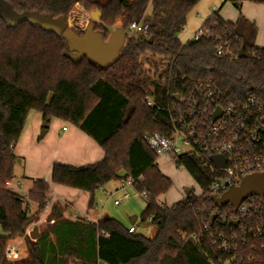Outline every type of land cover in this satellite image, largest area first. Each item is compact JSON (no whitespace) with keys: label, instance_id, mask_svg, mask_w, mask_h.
<instances>
[{"label":"trees","instance_id":"16d2710c","mask_svg":"<svg viewBox=\"0 0 264 264\" xmlns=\"http://www.w3.org/2000/svg\"><path fill=\"white\" fill-rule=\"evenodd\" d=\"M200 1L0 0V225L4 232L0 264H67L70 259L79 264H218L228 260L230 264H264V238L244 235L237 225L230 227L218 217L212 222L213 214L231 215L234 210L214 205L209 186L218 171L202 165L210 163L208 156L187 154L176 159L199 183L201 194H194L193 189L172 206L158 199L169 191L172 180L158 167L146 135L171 131L166 108L175 95L209 82L222 91L221 98L214 96L219 102H243L251 95L264 102V47L256 44V23L242 13L235 21L220 15L228 1L241 11L246 1L264 4V0H224L203 21L201 37L183 42L179 34ZM76 3L101 12L95 29L103 36L121 19L126 41L114 64L102 66L86 56L75 62L67 41L54 29L18 18L36 12L67 20ZM134 21L149 22V34L129 33L127 28ZM221 45L228 47L223 56L216 54ZM241 48L243 56H239ZM50 93L54 97L47 104ZM147 96L154 105H148ZM32 110L41 112L43 127L53 118L63 119L92 136L104 150L103 158L94 163H54L51 181L89 192L92 206L100 187L135 178L134 186L147 200L141 221L156 226L154 237L130 233L129 227L113 217L97 222L66 218L54 204L49 216L53 223L47 230L37 240L26 236L27 256L7 259L9 241L23 236L30 222V200L44 209L50 191L44 178L34 179L30 200L9 188L18 159L15 146ZM221 231L236 235L230 238V251L213 243Z\"/></svg>","mask_w":264,"mask_h":264},{"label":"built area","instance_id":"2783aa9c","mask_svg":"<svg viewBox=\"0 0 264 264\" xmlns=\"http://www.w3.org/2000/svg\"><path fill=\"white\" fill-rule=\"evenodd\" d=\"M150 24L145 21H134L127 28L132 34H149ZM203 31H198L192 39H199ZM228 47L218 46L216 54L223 56ZM211 83H201L199 89L188 93L177 94L178 99L166 110L171 115L172 129L168 133L152 132L146 135L148 146L157 156H170L176 162L181 155L202 154L209 157L210 163L203 162L218 171L217 177L211 182L209 190L212 195L220 196L233 185L240 184L242 178L253 172L264 171V102L255 95L245 101H218L222 91L212 87ZM222 100V99H219ZM148 105H154V100L146 97ZM221 108L222 115L213 120L212 115ZM220 154L226 158L223 168L217 167L211 160V155ZM135 178L123 180L122 189L134 185ZM127 195V194H126ZM145 195V193L143 194ZM255 201H259L258 205ZM116 204L119 200L115 201ZM258 205V207H257ZM230 206V205H229ZM232 207V206H231ZM234 214L218 213L220 222L238 221L242 234L264 238V202L259 196H252L241 203ZM221 209V208H219ZM128 231H137L133 224ZM228 235L221 231L213 243L223 251H230L232 244ZM19 250L16 246L8 245L5 250L7 259H13ZM230 261L218 264H230Z\"/></svg>","mask_w":264,"mask_h":264},{"label":"rangeland","instance_id":"374dc122","mask_svg":"<svg viewBox=\"0 0 264 264\" xmlns=\"http://www.w3.org/2000/svg\"><path fill=\"white\" fill-rule=\"evenodd\" d=\"M208 1L209 0H201L198 3L199 7L208 3ZM217 1L215 3H217ZM219 1H220L219 4H215L211 2L209 3V5H212L211 7H213L212 8L213 11L219 9L220 6L222 5L223 0L222 1L219 0ZM215 5H218V6L215 8ZM262 8L264 7H262L261 5H258V6H255V4L252 5V11L255 12L256 15L259 17V26L261 27V31H259V35L257 39L258 46L260 47H264V10ZM94 9L96 8H88V7H85L83 3H76L72 7L67 17L69 27L75 31H85L87 26L91 22H93L90 16V11ZM221 9L222 10L220 11H222V13L225 14L226 16H231L233 14L236 15L237 13L240 12V10L231 1L226 2ZM190 14L191 16H190L189 23L187 24L184 31H182V33L179 34L181 38L187 37L191 32H193V29L198 27L197 25H199L200 23L199 19L197 18L193 20V18L196 17V15L194 17V10H192ZM99 22H96V23H99ZM121 25H122V22H121V19L119 18L117 22L110 27V33L104 36L105 39L108 40L110 38L112 30L115 28L121 27ZM156 60H160V58H156ZM147 66L149 68L148 64ZM34 113H36V110L31 111L29 120L32 121V116ZM56 122H62L61 123L62 126L64 125L70 126V127L75 126L68 121L63 122V119L53 118L47 128L43 127L41 129V131L38 134L39 135L38 137L40 139H43V140L47 139L52 142V139H50L51 138L50 136L51 134H55V132H57L56 125H55ZM27 143L28 145H26V151L28 152L27 155H29L30 157L28 158V162L32 166L33 162L35 161L34 156L36 154V147L34 148L32 147V144H29V142ZM157 162H158V167L160 168V170L165 175L169 176L170 179L172 180V186L169 189V191L163 195H160L158 198L161 204L165 206H172L174 203H176L178 200L182 199L186 195V189L188 188H193L194 194H198V195L201 194L202 192L201 186L183 165L178 166L177 163L174 161V159L170 156H157ZM18 170L21 171L22 173V165H17V171ZM39 170L44 171L45 168L43 167L41 169V167H38L36 171H39ZM16 175L17 176L14 177L13 182L11 184V188L20 190V192H22L23 195L19 191H15V192L18 193L21 197H23L24 200H30L29 199L30 195L26 193V185L27 183L30 184V180H23V178L20 176V174L18 175V173H16ZM37 177L45 178L44 173ZM19 182L21 183V188H19V184H18ZM122 182L123 180H113L105 184L104 187L97 189L95 193L97 194L96 202H97L98 209L103 210L105 214L109 215L110 217L115 218L125 227H130L132 224L131 217L134 215H137L139 217V220L136 222L138 233H141L146 237H150V238L154 237L157 231L156 226L151 224L149 221L147 222L141 221V215L147 204L146 198L141 192H139L136 189L134 185H129L126 189H122L121 187ZM51 184L53 185L55 183L52 182ZM55 186L57 188H60V190L64 189L65 195L69 194L67 190H70L69 192H72V190H78L74 187L57 184V183ZM110 193L112 194L110 195ZM116 200H119V204L115 203ZM60 201L65 202V197H61ZM54 204H58L60 206V208L63 211V215L65 216L64 209L66 205L61 204L57 201H54L52 198H50L49 193L47 194V205L44 209H39L37 202L30 200L29 212L31 215V219H30V222L27 224L25 234L23 236L15 237L13 240L9 241L8 243V245L16 246L19 250V253L13 259H8V260L15 261V260H19L27 256L28 248H27L26 236H28L31 240H33L30 237L29 232L32 230V228L35 225L38 226L40 233L44 230H47L48 226L53 223V220H50L49 216H50V213L52 211V207ZM76 218H78V216L74 217V219ZM81 218L86 219V217H81ZM0 235H3V229L1 225H0ZM67 264H79V262H74L73 260L70 259L67 262Z\"/></svg>","mask_w":264,"mask_h":264},{"label":"crops","instance_id":"0c3cea01","mask_svg":"<svg viewBox=\"0 0 264 264\" xmlns=\"http://www.w3.org/2000/svg\"><path fill=\"white\" fill-rule=\"evenodd\" d=\"M216 1L217 0H209L208 3L200 7L199 4L196 5V7H194L195 8L193 9L194 17L195 15L196 17L193 18V20L197 18L199 19L200 23L199 25H197L198 27L193 29V32H191L187 37L181 38L179 36V38L183 42L192 39L193 35L199 31L203 21L213 12L212 10L213 7H211L212 5H209V3L210 2L215 3ZM219 3L220 1L218 0L217 3L215 4H219ZM252 3L255 4V6L261 5L262 7H264V4L246 1L243 3L241 11L236 15L233 14L231 16H226L225 14L222 13V11H220V15L226 20L235 21L240 15V13H242L249 20L254 21L256 23L258 28V35H259V31H261V27L259 26V17L256 15L255 12L252 11V5H253ZM217 6L218 5H215V8ZM262 9L264 10V8ZM190 16L191 14H189L188 17V23L190 21ZM258 35H257V39H258ZM257 39H256V44L258 45ZM30 114L31 112L29 113L25 121L24 129L22 131L20 139L18 140L15 146V153L20 159H17L16 161L14 174L15 176H17L16 173H18V175L20 174L23 180H30V184L27 183L26 185V193H28L29 190L32 188L34 179H37L38 178L37 176L44 173V177H45L44 179H47L48 182L50 181L49 182L50 198H52L54 201L66 205L64 209V214L66 218L74 219V217L77 216L86 217L87 220L97 222L100 219L110 217L109 215L105 214L103 210L98 209L96 202V197H97L96 193H95L96 196H94V203L92 206H90L91 196L89 192L79 189L72 190V192H69L70 190H67L69 194L65 195L64 193L65 190L63 188H62L63 190H60V188H57L55 186L56 183L53 185L51 184L52 183L51 169L54 163L59 162L70 165H84L88 163H94L103 158L104 150L102 146L92 136L88 135L78 126L76 125L72 127L66 125L62 126L61 124L62 122L55 123L57 132H55V134H51L50 139H52V142L47 139L46 140L40 139L38 137L39 136L38 134L43 128L42 114L41 112L36 110V113H34L32 116V121L29 120ZM64 121L65 120H63V122ZM27 142H29V144H32V147L34 148L36 147V154L34 156L35 161L33 162L32 166L28 162V158L30 157L29 155H27L28 152L26 151V145H28ZM17 165H22V173L19 170L17 171ZM36 167L37 168L41 167V169L44 167L45 170L36 171L37 170ZM12 182L9 183V188L12 189L13 191L20 192V190L11 188ZM18 184H19V188H21V183L19 182ZM20 193L22 194V192ZM112 193H110V195ZM61 197H65V202L60 201ZM134 217H136V219ZM133 218L135 220L134 222L131 221L132 222L131 225L134 224L138 231L136 222L139 220V217L137 215H134L131 217V220Z\"/></svg>","mask_w":264,"mask_h":264},{"label":"water","instance_id":"95a60500","mask_svg":"<svg viewBox=\"0 0 264 264\" xmlns=\"http://www.w3.org/2000/svg\"><path fill=\"white\" fill-rule=\"evenodd\" d=\"M92 21L86 28L83 34H78L75 30L69 27L68 21L64 17L53 19L47 16L41 17L36 12L27 13L18 16L19 19H30L37 26L54 29L68 43L69 51L72 54L73 60L78 62L85 56L97 62L102 66H110L119 59L120 50L126 41V32L122 27L112 30L110 38L104 39L103 34L95 29V23L101 20V12L98 9L90 11ZM155 23H152L154 26ZM152 40V37L150 38ZM244 55V49L239 50V56ZM54 97V93H50L47 104H50ZM178 99L179 96L175 95ZM222 115L221 108H218L212 115L213 120L218 119ZM211 160L217 167L223 168L226 165V158L220 154L211 155ZM20 161V160H19ZM193 188L186 189V194H190ZM252 196H259L264 202V171L253 172L245 175L240 184L231 186L220 196H212L215 207L223 208L227 205L239 208L241 203ZM218 217V214H213L212 222ZM136 219V217H134ZM131 221L134 222L135 219ZM231 225H238V221H230ZM33 240L40 237L39 228L35 225L29 232Z\"/></svg>","mask_w":264,"mask_h":264}]
</instances>
